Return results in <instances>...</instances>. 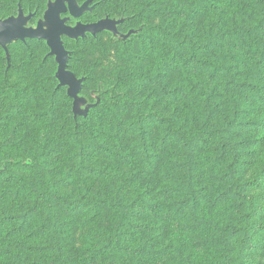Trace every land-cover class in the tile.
<instances>
[{"label":"trees","instance_id":"obj_1","mask_svg":"<svg viewBox=\"0 0 264 264\" xmlns=\"http://www.w3.org/2000/svg\"><path fill=\"white\" fill-rule=\"evenodd\" d=\"M102 4L95 0L80 21L112 18L82 20ZM202 12L208 17L200 24ZM174 13L165 26L144 21L127 30L140 17L122 16L118 30L137 31L126 41L108 32L64 39L69 70L85 78L83 97L91 74L73 67L74 45L109 34L131 70L102 82L93 101L85 97L91 104L100 99L86 118L75 119L71 106L68 131L59 134L68 158L53 156L61 144L50 150L47 138L42 152L4 163L0 174L30 172L27 185L17 177L8 183L17 195L25 189L31 204L0 212V241L24 242L20 252L0 244L1 264H262L264 0H192ZM30 41L46 45L10 47ZM150 55L154 62L142 67ZM3 60L11 70L12 53ZM162 71L176 75L175 85L161 79ZM53 80V96H67ZM145 86L154 90L135 94ZM51 101L37 116L53 123Z\"/></svg>","mask_w":264,"mask_h":264},{"label":"rangeland","instance_id":"obj_2","mask_svg":"<svg viewBox=\"0 0 264 264\" xmlns=\"http://www.w3.org/2000/svg\"><path fill=\"white\" fill-rule=\"evenodd\" d=\"M47 2L48 0H0V18L17 15L18 4L22 5L26 14L38 11L40 17L46 9ZM96 2L103 4L95 14L84 17L83 21L104 18L105 15L112 18L139 16L140 19L128 25L127 30L129 27H138L136 23L144 21L154 26H165L169 20L174 18V12L180 10L183 5L189 6L192 0H96ZM149 4L151 7H148ZM145 8H148L146 15L142 13ZM205 17L207 19V14L200 13L198 22L201 24L200 21ZM35 22L36 20L31 25ZM99 41L100 43L97 44L74 45V48L79 51L72 61L73 67L79 74L84 72L91 74L86 89L82 93L90 101H93L91 92L97 90L102 82H110L113 76L131 70V64L121 57L122 47L111 35L104 33ZM134 47L136 48V45ZM10 52L13 67L7 71L3 60L5 54L0 50V169L9 159L27 158L32 154L42 152L47 138L52 144L49 147L50 150L55 148L54 145L61 144L56 148L53 156L68 158V149L64 147L65 141L59 138V134L68 131L67 116L72 102L64 91L53 96L56 87L53 77L57 64L53 57H48L49 48L42 43L30 41L27 46L16 44L10 47ZM144 56L139 64L142 67L151 66L155 60L154 56ZM160 76L162 80L166 79L173 85L177 81L176 75L170 71L168 73L162 71ZM153 90L151 86H145L134 91L137 95L141 93L149 95L148 92ZM102 95L104 98L107 97V94ZM52 98L57 101V116L56 120L50 123L37 115L46 109L47 105L52 102ZM151 100L152 109L158 113L162 112L161 103L159 104L153 98ZM169 110V115H171L174 111L173 104H170ZM261 113L264 115V109ZM260 134L253 132L250 135L257 138ZM131 144V138L126 137L123 148L128 150ZM260 153L264 155V148L260 149ZM8 177L24 179L23 186H25L31 174L28 170L20 168H12L9 172L0 174V212L6 213L20 210L21 207L31 204V200L25 194L26 190L23 189L21 194L17 195L16 184H9ZM8 190L10 191L7 192ZM23 243L21 239L9 237L2 238L0 241L1 245H8L16 252H20V246ZM5 262L2 260V264Z\"/></svg>","mask_w":264,"mask_h":264},{"label":"water","instance_id":"obj_3","mask_svg":"<svg viewBox=\"0 0 264 264\" xmlns=\"http://www.w3.org/2000/svg\"><path fill=\"white\" fill-rule=\"evenodd\" d=\"M95 0H87L79 4L77 0H49L47 9L43 17L37 22L36 26H32L31 22L37 16L36 12L26 14L22 7H19L16 16H10L5 19L0 18V41L6 43L7 47L0 46L6 53L7 61L10 60L9 47L17 42L26 43L27 40L44 41L49 48V56L53 57L57 70L55 78L60 88H66L67 96L72 100V112L74 118H86L91 109L100 103V99L96 96L94 104L81 95L85 78H78L69 70V60L71 58L70 51L66 49L64 38L78 41L86 39L88 35L97 37L103 32H108L121 41H126L132 34L137 31L131 30L127 34H122L118 30L124 22V18L115 19L106 17L94 23H83L81 17L90 13L94 9ZM68 14L63 18V15ZM78 20L74 26L69 25L72 20ZM63 22V27L59 30L57 37L56 26ZM59 52V55L55 53ZM71 76L74 86H69L65 81ZM95 96V94H93Z\"/></svg>","mask_w":264,"mask_h":264},{"label":"flooded vegetation","instance_id":"obj_4","mask_svg":"<svg viewBox=\"0 0 264 264\" xmlns=\"http://www.w3.org/2000/svg\"><path fill=\"white\" fill-rule=\"evenodd\" d=\"M86 1H87V0H86ZM48 2H49V0H48ZM48 2H47V4H48ZM83 3H84V2H83ZM47 4H46V9H47ZM93 5H94V4H93ZM20 6L22 7L21 4H18V5H17V14H18V10H19V7H20ZM46 9H45V11H46ZM45 11H44V12H45ZM44 12H43L42 16H40V17H38V18H37V16H36L35 19L32 20V22H33L34 20H36L35 24H34V25L32 24V26H36L37 22L43 17ZM29 13H30V12H29ZM11 16H16V15H11ZM67 16H68V14L63 15V18H65V17H67ZM9 17H10V16H9ZM7 18H8V17H7ZM1 19H2V18H1ZM117 19H118V18H117ZM119 19H120V18H119ZM77 21H78V20L72 19V20L69 22V25L74 26V25L77 23ZM123 23H124V22H123ZM123 23H122V24H123ZM122 24H121V25H122ZM121 25H120V26H121ZM120 26H118V28H119ZM128 32H129V31H128ZM128 32H127V33H128ZM120 33H121V31H120ZM127 33H122V34H127ZM64 39H65V38H64ZM2 50H3V49H2ZM3 52H4V54H5V58H6V53H5L4 50H3ZM9 55H10V52H9ZM6 59H7V58H6ZM7 62H8V61H7ZM8 66H10V64H9Z\"/></svg>","mask_w":264,"mask_h":264},{"label":"snow or ice","instance_id":"obj_5","mask_svg":"<svg viewBox=\"0 0 264 264\" xmlns=\"http://www.w3.org/2000/svg\"><path fill=\"white\" fill-rule=\"evenodd\" d=\"M63 27V22H61L59 25L56 26V33H57V37L59 34V30ZM0 46L3 47H7L6 43H3L2 41H0ZM56 55H59V52L55 53ZM65 83H67L69 86H74V82L73 79L71 78V76H69V78L65 81Z\"/></svg>","mask_w":264,"mask_h":264}]
</instances>
